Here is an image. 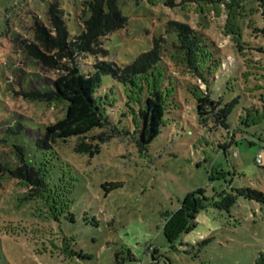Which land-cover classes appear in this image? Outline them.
I'll use <instances>...</instances> for the list:
<instances>
[{"label":"rangeland","instance_id":"374dc122","mask_svg":"<svg viewBox=\"0 0 264 264\" xmlns=\"http://www.w3.org/2000/svg\"><path fill=\"white\" fill-rule=\"evenodd\" d=\"M54 1L64 11L70 38L80 34L86 0H0V167L20 165L19 148L24 147L27 163L48 169L49 187H72L71 202L56 218L44 201L26 199V189L0 169V264H253L264 250V199L240 196L230 211L202 210L175 249L163 226L187 194L200 188L208 198L235 189L264 197V119L251 126L239 119L264 105L261 2L120 0L128 25L103 40L110 55L100 60L129 64L151 49L155 36L176 39V33H166L168 21L187 23L222 51L210 93L218 106L199 117L192 95L180 90L183 109L167 114L161 134L142 150L132 117H119L127 112L124 87L104 75L99 93L118 100L112 120L127 133L108 142L102 137L100 153L90 156L74 151L75 137L68 143L59 140L50 150L39 148L37 140L48 125L65 117L67 105L49 106L23 95L52 89L49 81L61 74L25 52L36 24L51 29L47 12ZM227 25L241 26L238 43ZM95 62L93 55L80 60L85 71H94ZM171 68L179 75L178 67ZM180 77L184 86L197 82L206 91L191 74ZM72 249L78 255L72 256Z\"/></svg>","mask_w":264,"mask_h":264},{"label":"trees","instance_id":"16d2710c","mask_svg":"<svg viewBox=\"0 0 264 264\" xmlns=\"http://www.w3.org/2000/svg\"><path fill=\"white\" fill-rule=\"evenodd\" d=\"M259 1L264 6V0ZM167 4L171 5V0ZM83 6L80 34L70 38L64 11L54 1L47 12L51 29L36 24L34 41L25 46V52L30 58L59 69L61 74L49 81L52 89L24 92L23 95L49 106L67 105L65 117L48 125L44 135L37 140L39 148L50 150L59 140L68 143L75 137L74 151L94 156L100 153L98 142L103 139L108 142L127 133L112 120V116L118 112V100L111 98L107 92L99 93L104 75L112 76L124 87L125 95H122V99L127 112H121L119 117L128 118V114L132 117L136 142L142 150L161 134L162 127L167 125V114L183 109L180 90L192 95L199 117L210 115L216 109L218 101L210 95L211 84L222 67L223 55L219 46L204 32L195 33L187 23L170 20L166 33H176V39L170 41L165 35L155 36L150 50L139 54L129 64H117L100 58L106 59L110 55L103 40L128 25L120 0H86ZM227 29L228 33L238 36V43L242 37L241 26L227 25ZM90 55L95 56L97 62L94 71H85L80 60ZM172 66L179 68L180 76L191 74L194 79L204 83L206 91L197 82H188L184 86L182 77L177 75ZM234 100L236 103L233 108L239 103L240 97ZM108 106L112 108L110 114ZM231 113H227L226 120ZM239 119L244 125L259 124L264 119V105L261 109L247 110V115L242 114ZM227 128L230 129L231 125L228 124ZM97 130L101 131L95 135ZM19 152L20 165L14 169L4 166L0 169L8 171L26 189V199L44 201L56 218V214L69 210L71 200L68 195L72 193V187L66 186L65 190L63 186L49 187L46 182L48 169L27 163L24 147H20ZM221 174L224 175L223 172ZM234 191L219 192L214 198H208L202 188L188 193L180 203V208L168 215L163 226V233L171 248L175 249L181 237L195 228L197 216L202 210L214 207L230 211L240 196L259 201L264 199L257 191ZM69 216L73 221L72 214L69 213ZM70 252L72 256L78 255L73 249ZM253 264H264V250L259 252Z\"/></svg>","mask_w":264,"mask_h":264},{"label":"built area","instance_id":"2783aa9c","mask_svg":"<svg viewBox=\"0 0 264 264\" xmlns=\"http://www.w3.org/2000/svg\"><path fill=\"white\" fill-rule=\"evenodd\" d=\"M261 160H262V156L259 155V156H258V159H257V162L260 164V163L262 162Z\"/></svg>","mask_w":264,"mask_h":264}]
</instances>
